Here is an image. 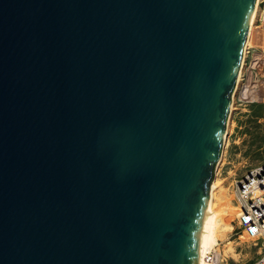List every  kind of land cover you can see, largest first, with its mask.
<instances>
[{"label": "water", "instance_id": "water-1", "mask_svg": "<svg viewBox=\"0 0 264 264\" xmlns=\"http://www.w3.org/2000/svg\"><path fill=\"white\" fill-rule=\"evenodd\" d=\"M256 0H0V264H198Z\"/></svg>", "mask_w": 264, "mask_h": 264}, {"label": "rangeland", "instance_id": "rangeland-1", "mask_svg": "<svg viewBox=\"0 0 264 264\" xmlns=\"http://www.w3.org/2000/svg\"><path fill=\"white\" fill-rule=\"evenodd\" d=\"M250 42L262 48L254 49L245 59L241 80L233 93L227 143L215 173L218 186L214 190L213 211L216 214L224 211L227 204L238 206L235 181L264 162V31L253 30ZM233 213H225L227 226L220 230L221 238L213 249L220 254L218 264H247L258 254V247L251 240L236 235L237 212Z\"/></svg>", "mask_w": 264, "mask_h": 264}, {"label": "built area", "instance_id": "built-area-1", "mask_svg": "<svg viewBox=\"0 0 264 264\" xmlns=\"http://www.w3.org/2000/svg\"><path fill=\"white\" fill-rule=\"evenodd\" d=\"M252 29L264 31V0H259ZM234 193L240 205L236 235L248 238L258 247L257 256L247 264H264V162L235 181ZM206 258L210 264H218L220 254L212 250Z\"/></svg>", "mask_w": 264, "mask_h": 264}, {"label": "bare ground", "instance_id": "bare-ground-1", "mask_svg": "<svg viewBox=\"0 0 264 264\" xmlns=\"http://www.w3.org/2000/svg\"><path fill=\"white\" fill-rule=\"evenodd\" d=\"M258 4H259V0H256L255 9H254V13H253L252 21H251V27H250L249 35H248L246 43H245V47H244V51H243V59H242V63H241V67H240V71L238 74V79H237V83H236L234 92L237 90L239 82L241 80V76H242L243 69H244L245 59L248 58V56L254 51V49L262 48V47L254 45V44H251V42H250L251 32L253 30L252 29L253 28V22L255 20V17H256L257 11H258ZM262 50H264V49H262ZM234 96L232 97L231 110L233 107ZM229 126H230V116H229V119L227 121V132H226V135L224 138L223 148L225 147V145L227 143V138H228V134H229ZM222 153H223V151H222ZM221 156H223V155L221 154ZM216 170H217V168H216ZM217 186H218L217 179H214L212 186H211L209 206L207 208V212H206V216H205V222H204V227H203V232H202V237H203L202 246H201L200 253H199L198 264H210V262H208V260L206 258V254L208 252H211L214 249V247L216 245H218V241L221 238V235L219 234V232L223 226H227V225H225V218H224V215H226L225 213L229 212V214H231V213H233L234 210L237 212V209L239 210V208H240L239 203H238L237 207H235L234 205L232 206V205L227 204V207L224 211H222L220 214H216L213 211V196L215 194L214 190ZM226 223H227V221H226Z\"/></svg>", "mask_w": 264, "mask_h": 264}, {"label": "trees", "instance_id": "trees-1", "mask_svg": "<svg viewBox=\"0 0 264 264\" xmlns=\"http://www.w3.org/2000/svg\"><path fill=\"white\" fill-rule=\"evenodd\" d=\"M256 112V111H255Z\"/></svg>", "mask_w": 264, "mask_h": 264}]
</instances>
